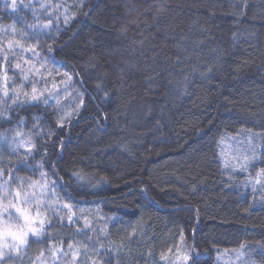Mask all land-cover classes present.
Listing matches in <instances>:
<instances>
[{
  "label": "trees",
  "instance_id": "obj_1",
  "mask_svg": "<svg viewBox=\"0 0 264 264\" xmlns=\"http://www.w3.org/2000/svg\"><path fill=\"white\" fill-rule=\"evenodd\" d=\"M10 5L0 195L23 185L51 223L0 264H264V187L244 183L264 169V0ZM248 133L257 157L230 162L222 139Z\"/></svg>",
  "mask_w": 264,
  "mask_h": 264
},
{
  "label": "snow or ice",
  "instance_id": "obj_2",
  "mask_svg": "<svg viewBox=\"0 0 264 264\" xmlns=\"http://www.w3.org/2000/svg\"><path fill=\"white\" fill-rule=\"evenodd\" d=\"M10 6L12 9H16L17 0H11ZM45 27H47V25H45ZM15 67L19 68L20 65L16 64ZM0 71L4 73L2 76H0V90H2L3 97H9V78L7 76L6 66L0 65ZM38 71L39 70L37 69V72ZM23 95L31 101H39L41 99V95L37 94V90L34 87L32 88V93L30 96L28 93H23ZM105 95H107V93ZM12 97H14L13 103H17L19 99V93L15 89H13L12 91ZM43 103L47 104V100L45 99ZM81 104H83V101H81ZM34 119L38 118L34 117ZM63 126L64 122L60 121L58 123V127L62 128ZM47 134L51 135L52 133L49 132ZM17 135H19V133H17ZM43 135L44 134L41 133V139H43ZM41 146L43 147L44 144L42 143ZM19 147L20 145H16V148ZM35 147V144H30L26 149L28 154H31L32 149ZM60 147L62 150L63 142H61ZM260 173L264 174V169H261ZM0 174H2V170H0ZM45 175L46 173H41L42 178ZM57 179L60 178L57 177ZM253 182L259 183V180ZM8 183V181H5L3 184H0V188L7 189ZM22 187L23 185H21V187H18L14 191H6L3 195H0V261L6 258L10 253L15 252L16 254H19L22 248L27 247L30 236L40 237L43 234L45 224L51 223V221L47 220L46 217L41 216V213L38 210V204L37 210H33V208L31 207L33 203H36L35 192L28 193L26 191H23ZM31 187H39L43 192L48 189L49 185L47 183H45L44 185L36 183L31 185ZM5 200L7 201V203L4 202ZM13 200H15L16 202H13ZM69 219H71V217H69ZM13 220H15L16 222L14 223ZM69 247H71V245H69ZM185 259L190 258L185 257Z\"/></svg>",
  "mask_w": 264,
  "mask_h": 264
},
{
  "label": "rangeland",
  "instance_id": "obj_3",
  "mask_svg": "<svg viewBox=\"0 0 264 264\" xmlns=\"http://www.w3.org/2000/svg\"><path fill=\"white\" fill-rule=\"evenodd\" d=\"M243 135L227 136L221 141V147L224 150L223 154L226 156V158L230 159V162L232 163L240 162L244 164L248 158H256L260 151V147L263 145V139L259 134H249L246 136ZM255 163V160L248 161V165L249 167L251 166L252 169L250 171L247 170V168L244 170L246 173L244 183L247 187L253 190L264 187V174L260 173L262 168H254ZM242 168H244V165L240 167V169ZM256 180H259V183L253 182Z\"/></svg>",
  "mask_w": 264,
  "mask_h": 264
}]
</instances>
